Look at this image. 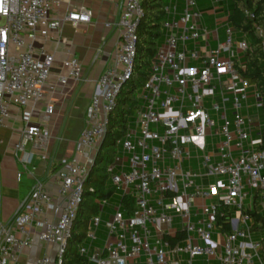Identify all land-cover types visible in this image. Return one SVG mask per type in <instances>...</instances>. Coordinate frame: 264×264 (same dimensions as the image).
Returning a JSON list of instances; mask_svg holds the SVG:
<instances>
[{"label": "built area", "instance_id": "1", "mask_svg": "<svg viewBox=\"0 0 264 264\" xmlns=\"http://www.w3.org/2000/svg\"><path fill=\"white\" fill-rule=\"evenodd\" d=\"M142 1L126 0L118 16L115 55L97 80L75 153L52 172L56 194L36 179L22 209L0 226V264H25L34 237L47 250L35 264H63L89 168L133 74ZM59 6V0H0V129H10L8 150L22 168L19 179L23 173L35 178V160L50 158L56 98L83 78L63 24L84 26L91 13L78 6L60 18ZM164 12V40L140 107L106 168L113 193L100 199L79 253L90 264H264L245 212L256 191L264 210L261 102L251 104L257 86L237 68L248 44L229 23L222 40L219 27L204 24L195 0H167ZM60 47L63 60L54 53Z\"/></svg>", "mask_w": 264, "mask_h": 264}, {"label": "crops", "instance_id": "2", "mask_svg": "<svg viewBox=\"0 0 264 264\" xmlns=\"http://www.w3.org/2000/svg\"><path fill=\"white\" fill-rule=\"evenodd\" d=\"M126 0H59L57 14L63 18L75 7H86L90 13V23L74 26L71 22L63 24V33L72 40L73 55L82 66L83 78L76 83L67 95L58 96L55 101V112L49 119L51 132L50 158L42 161L39 157L34 163L35 178L21 171L18 158L8 150L10 129H0V226L9 221L20 209L30 195L34 182L40 179L47 190L56 194L53 173L73 157L77 138L85 126V113L91 97L99 91L97 80L104 67L113 57L119 40L117 20ZM208 28H220L221 39H225L222 26L227 23L231 11L229 0H195ZM183 5L178 7V15ZM238 40L244 36L235 31ZM49 48L55 46L51 42ZM57 60L65 58L62 48L54 50ZM241 56V54H240ZM52 215H50L51 217ZM34 245L23 253L25 264H35L47 250L43 240L34 237Z\"/></svg>", "mask_w": 264, "mask_h": 264}, {"label": "trees", "instance_id": "3", "mask_svg": "<svg viewBox=\"0 0 264 264\" xmlns=\"http://www.w3.org/2000/svg\"><path fill=\"white\" fill-rule=\"evenodd\" d=\"M167 0H143V15L137 26L136 57L133 64L132 77L127 80L117 98L116 108L109 114L107 130L103 142L100 144L93 164L89 168L88 178L84 184V194L80 210L74 220L73 230L64 253L63 264H90L88 258L79 253V247L86 243V232L89 220L99 212V201L112 195L113 190L106 187L109 177L106 168L115 161L118 141L125 134L130 118L127 115L137 114L140 107L138 97L134 95L138 88L146 83L150 77V67L156 56L158 47L163 43L165 21L164 6ZM231 11L227 15L234 31L242 34L248 44V49L241 53L237 68L242 77L257 86L261 110L264 115V40L257 29L264 33V0H229ZM262 137L261 149L264 150V125L260 130ZM106 161L105 168H99L101 162ZM263 195L256 191L252 208L245 212L252 218V231L257 234L261 242V256L264 259V210L262 208ZM127 203V202H126ZM111 211L107 207L105 213ZM107 215H102L105 221ZM98 243L105 240L104 225L98 229Z\"/></svg>", "mask_w": 264, "mask_h": 264}, {"label": "rangeland", "instance_id": "4", "mask_svg": "<svg viewBox=\"0 0 264 264\" xmlns=\"http://www.w3.org/2000/svg\"><path fill=\"white\" fill-rule=\"evenodd\" d=\"M167 2V1H166ZM142 88H138L135 95H134V99H136L137 97H139V94L141 92ZM254 90L255 88L252 89V92L254 93ZM252 94V93H251ZM250 101H251V104L252 105H256L257 103H260V95L258 96V100H255L254 98V95H251L250 96ZM253 112H256L257 113V109L255 108ZM260 113V116L262 117V120H264V117H263V113H262V110H261V107L258 111ZM128 118H130V120L133 122V120L135 119L136 117V114L135 113H131L129 115H127ZM119 148H121V145H117V147H115V150L117 151ZM106 166V161H103L101 162V164L99 165V168H105ZM106 187L107 188H112V180L110 179V177L107 178V181H106Z\"/></svg>", "mask_w": 264, "mask_h": 264}]
</instances>
